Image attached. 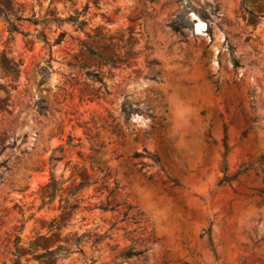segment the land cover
<instances>
[{"label":"rangeland","instance_id":"1","mask_svg":"<svg viewBox=\"0 0 264 264\" xmlns=\"http://www.w3.org/2000/svg\"><path fill=\"white\" fill-rule=\"evenodd\" d=\"M0 4L25 18L78 20L21 22L10 36L0 18V65L7 58L21 71L0 78V264H264V0ZM190 14L205 24L196 35ZM125 101L141 113L126 120ZM60 147L52 172L63 198L79 175L110 172L108 189L81 192L72 213L58 209L60 197L42 205ZM135 153L159 155L162 169ZM116 185L117 211L92 207ZM128 206L139 223L124 218ZM59 247L70 254L40 257ZM131 248L145 256L120 257Z\"/></svg>","mask_w":264,"mask_h":264},{"label":"trees","instance_id":"2","mask_svg":"<svg viewBox=\"0 0 264 264\" xmlns=\"http://www.w3.org/2000/svg\"><path fill=\"white\" fill-rule=\"evenodd\" d=\"M0 18L3 20L4 24L6 25L7 32L9 33L10 36H12L16 33H21L20 32V26H19V23H21V22H29L35 26H38V25L48 24V23H61L62 24L65 22H71V23L76 24L78 21L76 18H73V17H70L69 19H66V20H62L59 18L39 20L34 15L30 18H25L22 15H20L18 11L15 10L13 4H0ZM173 28L176 32H179V27L173 26ZM64 37H65V33H61L59 35V38L56 41V44H59L60 42H62ZM37 38L43 40V42L45 44H48L43 32H40L37 35ZM82 47H83L85 53L90 58L104 60L105 63L107 65L111 66L112 68L118 67L114 61L107 59L106 57H103L102 55L97 53V51H95L93 48L89 47L85 43H82ZM152 64H155V63L153 62ZM232 64H233L234 68H238L240 66L239 60L236 59L235 57H233V59H232ZM0 70H1L0 71V78H8L9 80H13V79L18 80L20 77V73H21V71L19 69V65H17L13 60H9L7 58H5L4 63H1ZM41 73H42V76L44 79L45 74L48 73V70L42 69ZM88 76L91 77V80L93 83H97L100 85L98 92H102L104 94V96L110 95V92H109V89H108L106 83L99 76V74H97V73L88 74ZM153 80H155V77H153ZM249 97L253 98V94L249 93ZM36 108H37V111L40 115L46 114L47 107L44 105V101H39L36 104ZM121 112L125 116L126 120H128L129 118L132 117V115L141 113V110L138 108H134L128 101H125L122 105ZM252 122H255V120H253ZM224 132H226V126H224ZM247 133H248L247 131H243L242 138H245L247 136ZM135 140H137V139H135ZM71 142H72V140L69 139L67 145L72 146ZM224 147L226 149L225 145H224ZM62 151H63L62 147L55 149L53 151V154L50 156V158L48 160L49 166L51 169V174H50L49 183L46 186V194H45V197L42 201V205L43 206L52 205L55 202L56 198L60 197V204H59L58 209L61 210L63 213H72V212L78 210L81 207V204L84 202V200L77 198V196L81 192L88 190L92 187H94L96 189V191H98V192L101 190H104V189H108L106 184H107V180L110 178V172L108 170H104V169L98 167L97 170L100 173L104 174L102 177H99V173H97L93 177H90L86 174L79 175L80 176L79 181L76 183V186L70 190L68 197L63 198V195L61 194V186L64 183L59 182L56 179V177L54 176V173L52 172L53 169L56 167L55 162H58L60 160V158L56 156V153L62 152ZM144 152H146V151L144 150ZM134 158L135 159L147 158L150 161H152L153 165L158 166L160 169H162V167L160 165L161 158L157 154L151 155V154L145 153V155H143L142 153H135ZM260 163L264 164V158H262L260 160ZM3 165H5V163ZM144 166L145 165H143V167ZM246 171H247V169L243 170L242 172H240L237 175H234L232 177H226L222 181V183L229 184L231 181L235 180L241 173L246 172ZM75 181H76V179H75ZM169 182H171L174 187L179 186L178 182H176L175 180H170ZM164 184L165 183H163V185ZM117 190H118V187L116 185L114 188H112V190H110L108 192V196H107L105 202H101L100 204L93 205L92 207L95 209H100V210L105 211V212L117 211V208H119L120 204H116L114 202V200H112V198L115 196ZM259 192H260V194H264V191H259ZM90 209H92V208H90ZM131 211H132V207L128 206L126 212L123 214L124 218L132 220L133 223H135V224L139 223V221L142 218V214L137 212V213L131 215L130 214ZM53 226H55V225H53ZM203 236H204V234L201 235V238ZM61 252H65V253H61ZM145 253H146V250L136 251L133 248H131L127 252L120 254V257L123 259H131L134 257L140 258V257H144ZM69 254H70L69 249H64L63 247H59L57 250L51 251V252L48 251L40 257L41 258H57L58 256H61V255L67 256ZM241 264H244V263L242 262Z\"/></svg>","mask_w":264,"mask_h":264},{"label":"bare ground","instance_id":"3","mask_svg":"<svg viewBox=\"0 0 264 264\" xmlns=\"http://www.w3.org/2000/svg\"><path fill=\"white\" fill-rule=\"evenodd\" d=\"M193 18H196L194 15H193ZM196 28L198 29V30H202V29H204L205 28V24H204V22L202 21V20H199L198 19V21L196 22Z\"/></svg>","mask_w":264,"mask_h":264},{"label":"water","instance_id":"4","mask_svg":"<svg viewBox=\"0 0 264 264\" xmlns=\"http://www.w3.org/2000/svg\"><path fill=\"white\" fill-rule=\"evenodd\" d=\"M190 17H191V21L193 22V25H194L193 34L196 35L199 32V30L195 26L196 22L198 21V19L197 18H193V14L192 15L190 14Z\"/></svg>","mask_w":264,"mask_h":264}]
</instances>
